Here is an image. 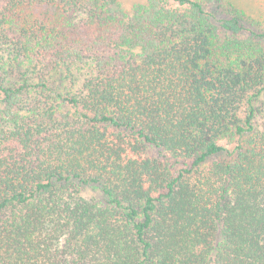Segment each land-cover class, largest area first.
Segmentation results:
<instances>
[{
	"label": "trees",
	"instance_id": "obj_1",
	"mask_svg": "<svg viewBox=\"0 0 264 264\" xmlns=\"http://www.w3.org/2000/svg\"><path fill=\"white\" fill-rule=\"evenodd\" d=\"M0 264H264V24L0 0Z\"/></svg>",
	"mask_w": 264,
	"mask_h": 264
},
{
	"label": "rangeland",
	"instance_id": "obj_2",
	"mask_svg": "<svg viewBox=\"0 0 264 264\" xmlns=\"http://www.w3.org/2000/svg\"><path fill=\"white\" fill-rule=\"evenodd\" d=\"M125 11L131 10L134 5L143 4L147 0H119ZM244 13V20L254 30H259L264 24V0H226ZM80 195L92 198L98 202L103 201V194L96 186L88 185L80 188Z\"/></svg>",
	"mask_w": 264,
	"mask_h": 264
}]
</instances>
